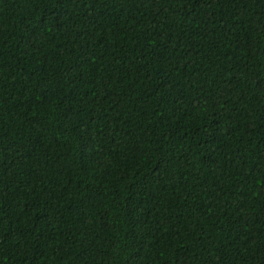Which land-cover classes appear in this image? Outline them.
Listing matches in <instances>:
<instances>
[{
  "label": "trees",
  "instance_id": "16d2710c",
  "mask_svg": "<svg viewBox=\"0 0 264 264\" xmlns=\"http://www.w3.org/2000/svg\"><path fill=\"white\" fill-rule=\"evenodd\" d=\"M0 264H264V0H0Z\"/></svg>",
  "mask_w": 264,
  "mask_h": 264
}]
</instances>
